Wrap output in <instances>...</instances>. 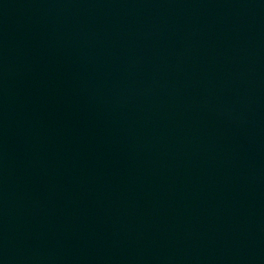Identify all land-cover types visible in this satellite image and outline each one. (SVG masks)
Instances as JSON below:
<instances>
[{"label":"water","instance_id":"water-1","mask_svg":"<svg viewBox=\"0 0 264 264\" xmlns=\"http://www.w3.org/2000/svg\"><path fill=\"white\" fill-rule=\"evenodd\" d=\"M0 264H264V0H0Z\"/></svg>","mask_w":264,"mask_h":264}]
</instances>
